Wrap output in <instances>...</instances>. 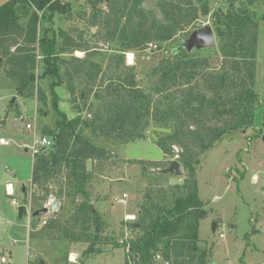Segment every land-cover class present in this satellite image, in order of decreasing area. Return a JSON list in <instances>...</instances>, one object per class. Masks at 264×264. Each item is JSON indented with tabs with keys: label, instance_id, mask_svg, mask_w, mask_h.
Segmentation results:
<instances>
[{
	"label": "trees",
	"instance_id": "1",
	"mask_svg": "<svg viewBox=\"0 0 264 264\" xmlns=\"http://www.w3.org/2000/svg\"><path fill=\"white\" fill-rule=\"evenodd\" d=\"M91 1L93 11L88 23L102 24L105 41L117 45L106 69L90 57L93 51L83 41V32L78 39L65 30L50 37L53 28L43 25L44 20L52 23L56 13L70 19L72 3L8 0L0 5V72L5 71L18 94L37 100L41 115L47 114L49 104L58 115L54 127L44 126L41 130L54 139L53 147L36 153L33 159L31 181L43 192L39 199H47L50 180L65 168L73 197L84 198L72 218L85 231L83 239L92 243L84 253L93 252L97 237L86 231L94 226L98 233L103 232L104 222L86 190L91 177L86 165L90 159L108 160L113 155L112 148L97 144L95 139L125 144L146 138L152 120L170 124L172 131L160 135L155 143L166 156L178 155L184 167V183L174 186L172 199L166 193L160 202L148 199L149 204L140 207L136 221L125 220L130 232L115 245L130 246L135 264H161L155 260L158 254L172 264H210L209 253L198 245L200 220L208 213L199 195L198 165L201 156L225 135L254 127L256 112L264 110V100L255 91L258 21L249 8L257 0L239 5L229 0L226 10L220 7L211 14L223 58L219 69L209 70L208 56H192L177 48L152 70L157 82L150 92L139 85L135 66L126 64L125 54L153 42L169 41L196 24L201 15L209 14L208 0H198L200 6L194 0L160 1L161 17L145 11L144 0ZM104 1L109 6L105 15L98 7ZM78 50L88 56L73 55ZM46 78L50 79V97L40 84ZM62 85L77 111L74 117L59 106L56 88ZM86 109L90 116L82 114ZM57 194L65 195L62 188ZM60 227L61 221L53 218L42 232ZM128 256L126 253V264Z\"/></svg>",
	"mask_w": 264,
	"mask_h": 264
},
{
	"label": "rangeland",
	"instance_id": "2",
	"mask_svg": "<svg viewBox=\"0 0 264 264\" xmlns=\"http://www.w3.org/2000/svg\"><path fill=\"white\" fill-rule=\"evenodd\" d=\"M6 1L8 0H0V5ZM64 1L72 3V16L68 19L66 15L56 13L52 23L44 20L43 25H51L53 28L49 36L52 37L60 30H65L78 39L79 33L83 32V41L87 42L93 51L90 57L106 69L109 57L115 55V50L112 49L117 45L115 42L105 41V29L102 24L91 26L88 23L93 11V2L91 0ZM160 1L164 0H144L142 8L161 17ZM194 1L196 5H201L200 1ZM234 1L237 5L248 4V0ZM208 2L209 14L201 15L196 24L181 30L171 40L153 42L146 48L128 51L135 56L133 65L139 85L144 90L152 91V87L157 82V77L152 75L154 67L162 59L171 57L195 29L209 24L215 30L211 14L220 7L226 10L229 0H208ZM98 7L104 15L109 10L106 1ZM249 8L258 21L255 91L259 99L263 101L264 0H257L249 5ZM84 12H86L85 16H83ZM216 39L215 46L185 50L192 56H208L211 65L209 70L219 69L223 58L219 51L217 34ZM78 51H74L73 55L86 57L85 51H82L81 55ZM125 58L128 64L127 53ZM38 71L42 72V68ZM49 81V78L41 79L40 84L47 90L50 97ZM66 89L65 85L56 88L62 95H66ZM13 97L17 98V102L11 103ZM90 101H93V98ZM72 105L69 100L64 101L60 98L59 106L68 112L69 117L77 115ZM37 107L36 99L24 98L17 93L15 85L2 70L0 72V136L9 139L10 144H0V249L9 248L12 252L11 254L9 250L5 251L6 262L2 264H28L30 261L39 260L45 263L49 260V264H65V261L69 263L68 257L71 251L80 255H78V262H80L87 256L98 255L103 249L112 252L115 248H117L115 255H109L106 258V264H124L126 250L121 249L122 247L118 248L115 243H120L130 232L124 224L127 215L125 213L134 212V214H128L132 215L134 220L128 221H136L140 211L135 213L134 208L137 207L138 210L143 204H149L148 199L160 202V197L164 193L172 199L174 186L184 183L185 172L181 176L162 172V169L168 167L170 161L176 159L178 155L174 157L167 155L164 158L163 151L155 143L160 135L171 132L172 126L157 124L152 120L145 131L146 138L133 141L124 148L116 145L113 147L114 144L102 138L95 139L97 144L112 148L113 155L108 160L87 161L86 167L91 177L87 181L86 190L91 196V203L95 210L102 217L104 229L103 232L98 233L92 226L91 231H86L94 239L97 237L98 243L93 245L94 251L99 250V252L85 254L84 252L89 251L92 243L83 239L85 231H82L80 223L72 218L76 206L84 198L81 195L73 197V191L68 187L65 168L52 178L48 185L50 193L53 194L52 200L58 201V207L41 216L27 214L22 218L19 217V206L23 203L28 204L29 198L32 200V212L41 209L42 205L38 199L43 195L40 187L31 181L34 156L32 150H26V145L32 144L33 135L26 129V123L35 121L38 132L41 133L44 126L54 127L58 117L50 104L45 115H41ZM82 114L90 116L87 109ZM14 121L20 124L15 127ZM254 126L256 129H263V135L259 134L260 131L254 127L233 135H225L200 158L197 171L199 194L206 204L208 213L200 220L198 245L209 253L211 264H264V210H259L261 205L264 209L263 108L256 112ZM86 134L90 135V132L86 131ZM174 150L178 152L179 148L175 147ZM123 151L124 154H122ZM122 155L134 160H126ZM151 160L159 162L154 164ZM258 168L261 170L260 175L258 173L261 179L255 183L252 180V174ZM7 182L14 184L15 196L7 194ZM24 187L26 193L23 191ZM61 188L65 195L58 196L57 192ZM121 194H127L124 202L117 200V196ZM14 198L20 205L13 204ZM53 218L61 221L60 229L42 232L43 221ZM214 222L217 223L216 231H213ZM221 233L224 234L223 237L220 236ZM86 264H100V259L94 260V257H87Z\"/></svg>",
	"mask_w": 264,
	"mask_h": 264
},
{
	"label": "built area",
	"instance_id": "3",
	"mask_svg": "<svg viewBox=\"0 0 264 264\" xmlns=\"http://www.w3.org/2000/svg\"><path fill=\"white\" fill-rule=\"evenodd\" d=\"M22 120H24V119L22 118ZM18 124H20V122H18ZM26 129L29 130V131H31L32 132V135H33L32 144H27L26 145V150H32L33 156L36 153H39L41 151H44V150H47V149L53 147V145H54V139L51 136H49V135H44L42 133H39L35 121L27 122L26 123ZM0 144H2V145H9L10 144V140L7 139L6 137H0ZM9 186L10 185H7L6 188L9 189ZM10 192H11V195H14L15 194L14 193V190H11ZM126 196H127V194H123V196L120 197V198H117V200L124 202ZM52 197H53V194L50 193L46 200L38 199L39 202H40V204L42 205L41 207H48V208H50V204L52 203V201H54V200H52ZM13 203L18 204V202H17V200L15 198L13 200ZM24 205L27 206V209L29 211L28 215L29 216H32L33 208L31 207V205H32L31 198H29V203L28 204H24ZM51 211L52 210H50L49 212H51ZM130 216L131 215H126V221H128V220H134L133 218H128ZM46 223H47V220L45 219L43 221V223H42L41 226H44ZM220 236L223 237L224 234L221 233ZM127 237H128V234H127ZM122 242H123V240L120 243H122ZM124 249L126 250V253H128V255H129L128 256V263L129 264H135L134 262H132V258H131V255H130L131 254V248H130V246H128L127 248H124ZM78 258H79L78 254L71 252L70 255H69V257H68V261L69 262H72V263H78ZM155 260L157 262H159V263L161 262V264H172L170 261H164V259L159 254L156 256ZM1 261H2V263H5L6 262V257L5 256H2L1 257Z\"/></svg>",
	"mask_w": 264,
	"mask_h": 264
},
{
	"label": "water",
	"instance_id": "4",
	"mask_svg": "<svg viewBox=\"0 0 264 264\" xmlns=\"http://www.w3.org/2000/svg\"><path fill=\"white\" fill-rule=\"evenodd\" d=\"M217 43L216 32L213 27L209 24L204 25L201 28L195 29L189 36V38L178 47V49L192 50L193 48L201 49L206 47L215 46ZM12 102H17V98L13 97ZM178 158V156H177ZM173 159L170 161L168 167L162 169L164 173H174L177 176L184 174V167L178 159ZM24 193H26V188H23ZM58 207V201H52L50 208L41 207V209L35 210L32 216H41L48 213L50 210H54ZM29 213L26 205H21L19 207V217L22 218L24 215ZM217 223H213V231H216Z\"/></svg>",
	"mask_w": 264,
	"mask_h": 264
},
{
	"label": "crops",
	"instance_id": "5",
	"mask_svg": "<svg viewBox=\"0 0 264 264\" xmlns=\"http://www.w3.org/2000/svg\"><path fill=\"white\" fill-rule=\"evenodd\" d=\"M244 1V0H243ZM61 89H63V88H61ZM67 90V89H66ZM58 92V94H59V96H60V98H62V100H64V101H68L69 100V98H70V94H69V92H68V90L66 91V95H62L61 93H59V91H57ZM35 103H36V101H35ZM63 111H65L66 113H67V115H68V112L66 111V110H63ZM19 124H18V122L17 121H14V126L15 127H17ZM254 128H255V126H254ZM256 129V128H255ZM256 130H258V131H260V133L259 134H261V135H263V129H256ZM0 137H4V136H0ZM137 141V140H136ZM130 143H133V142H129V143H126V144H119V145H116V146H122V148H124V147H126L128 144H130ZM115 145H113V147H114ZM122 154H124V151H123V153ZM165 154L163 153V157L165 158ZM122 157L124 158V159H126V160H134V159H130V158H128V157H126V156H124V155H122ZM163 158V159H164ZM152 162H159V161H154V160H151ZM260 165H261V163H260ZM260 168H258V170L255 172V173H253L252 174V180L256 183L257 181L259 182V180L261 179V177L259 178V175H260ZM258 173H259V175H258ZM31 180H32V178H31ZM7 185H12V189L10 188V186H9V189H7L6 188V192H7V194L9 195V196H12L11 195V190H14V193L16 194V192H15V186H14V184H12L11 182H7L6 183V187H7ZM123 193H125V191L123 192ZM15 194H14V196H15ZM122 195V194H121ZM121 195H118L119 196V198L121 197ZM200 195V194H199ZM118 196H117V198H118ZM123 196V195H122ZM14 200V199H13ZM13 202V201H12ZM18 202V201H17ZM13 204H15V203H13ZM23 204H25V203H23ZM16 205H20V204H16ZM21 206V205H20ZM19 206V207H20ZM137 208V207H136ZM136 208H134V211H135V213L137 212V211H139V209L137 210ZM264 210L263 209V205H261V207H259V210ZM134 214V212H126L125 213V215L127 214ZM1 218V217H0ZM124 222V221H123ZM41 227V226H40ZM119 248V247H118ZM117 248H115L112 252L111 251H109L108 252V250H104L103 249V251L101 252V253H99L98 255H93V256H87V257H94V260L95 259H100V264H106V258L109 256V255H115V253H116V250ZM121 249H123L124 250V247H122ZM6 250H9V253H11L12 254V252H11V250L9 249V248H4L3 250L2 249H0V259H1V257L2 256H5L6 254H5V251ZM95 251H98L99 252V250H95ZM94 251V252H95ZM101 251V250H100ZM72 252V251H71ZM75 253V252H74ZM10 254V255H11ZM79 255V254H78ZM125 251H124V264H126V257H125ZM80 256V255H79ZM87 257L85 258V259H82L80 262H78V263H72V262H64L65 264H86V261H87ZM9 260H10V257H9ZM80 260V259H79ZM1 262V261H0ZM45 263V262H44ZM46 263L47 264H49V260H47L46 261ZM45 263V264H46ZM0 264H2V262L0 263ZM210 264H211V258H210ZM212 264H214V263H212Z\"/></svg>",
	"mask_w": 264,
	"mask_h": 264
},
{
	"label": "bare ground",
	"instance_id": "6",
	"mask_svg": "<svg viewBox=\"0 0 264 264\" xmlns=\"http://www.w3.org/2000/svg\"><path fill=\"white\" fill-rule=\"evenodd\" d=\"M78 54L81 55L82 51H78ZM127 62L128 64H134L135 63V56L132 52H127ZM10 188L12 189V185H10ZM128 218H133L132 215Z\"/></svg>",
	"mask_w": 264,
	"mask_h": 264
}]
</instances>
